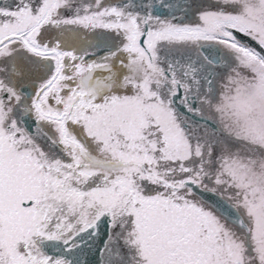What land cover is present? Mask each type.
Wrapping results in <instances>:
<instances>
[{"label": "snow or ice", "instance_id": "1", "mask_svg": "<svg viewBox=\"0 0 264 264\" xmlns=\"http://www.w3.org/2000/svg\"><path fill=\"white\" fill-rule=\"evenodd\" d=\"M0 264H264V0H0Z\"/></svg>", "mask_w": 264, "mask_h": 264}]
</instances>
